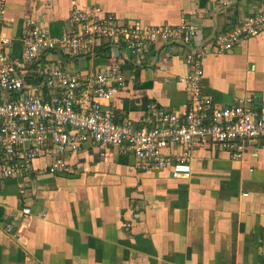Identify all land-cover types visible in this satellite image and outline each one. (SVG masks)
I'll use <instances>...</instances> for the list:
<instances>
[{"label":"crops","instance_id":"crops-1","mask_svg":"<svg viewBox=\"0 0 264 264\" xmlns=\"http://www.w3.org/2000/svg\"><path fill=\"white\" fill-rule=\"evenodd\" d=\"M95 5L122 24L174 26L185 16L208 41L257 12L249 0H234L229 8L217 0H7L0 21H9L4 32L20 53L29 20L59 37L71 31L75 6ZM194 50L161 40L134 58L122 45L100 42L90 51L55 49L46 59L78 75L118 65L126 84L102 103L138 122L149 102L188 108ZM203 70V94L217 105L248 96L254 106L263 103L264 34L224 52L211 49ZM36 80L27 74L28 83ZM254 143L240 159L219 145L195 146L187 179L170 178L168 168H146L116 148L102 154L88 143L69 157L70 173L36 166L28 176L6 180L0 185V264H264V145ZM24 206L32 208L29 216ZM9 222H15L12 232Z\"/></svg>","mask_w":264,"mask_h":264},{"label":"built area","instance_id":"built-area-1","mask_svg":"<svg viewBox=\"0 0 264 264\" xmlns=\"http://www.w3.org/2000/svg\"><path fill=\"white\" fill-rule=\"evenodd\" d=\"M6 1L1 0L2 14ZM217 1L229 8L234 0ZM249 1L257 12L209 41L185 16L174 26H141L120 23L101 5L75 6L70 13L71 31L59 37H53L46 25L29 20L21 52L15 53L12 38L4 32L9 21H0V185L38 168L70 173L69 157L88 143L102 154L116 148L146 168H168L173 179L189 178L197 145H219L235 159L242 157L249 143L264 145V102L254 106V97L248 96L240 104L217 105L203 94V58L211 49L224 52L244 38L264 34V0ZM161 40L195 46L188 56L191 70L186 76L191 102L182 112L149 102L138 122L121 119L119 111L102 103L126 84L118 65L78 75L46 59L55 49L65 54L90 51L100 42L122 45L130 56L139 58ZM29 73L35 83L27 82ZM40 160L42 164L36 165ZM20 191L27 195L26 187ZM23 213L29 216L32 208L24 206ZM14 226L9 222L6 230L12 232Z\"/></svg>","mask_w":264,"mask_h":264},{"label":"rangeland","instance_id":"rangeland-1","mask_svg":"<svg viewBox=\"0 0 264 264\" xmlns=\"http://www.w3.org/2000/svg\"><path fill=\"white\" fill-rule=\"evenodd\" d=\"M243 169H246V168H243Z\"/></svg>","mask_w":264,"mask_h":264}]
</instances>
